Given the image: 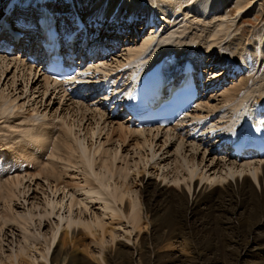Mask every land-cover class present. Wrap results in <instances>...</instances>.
Returning <instances> with one entry per match:
<instances>
[{
    "label": "bare ground",
    "instance_id": "1",
    "mask_svg": "<svg viewBox=\"0 0 264 264\" xmlns=\"http://www.w3.org/2000/svg\"><path fill=\"white\" fill-rule=\"evenodd\" d=\"M12 1L13 0H0V19L5 15L6 17L4 18L8 22H12L14 12L11 11L12 13L6 15L7 9L11 7ZM36 1L37 0H19V8H17V11L23 12L22 15L24 21H31L32 23L35 22L32 19L35 17L31 16V14L35 12V9H33L31 5H35ZM67 1H71L72 3L74 1L76 9L79 11V13L90 9L93 11L97 9V12L100 14L97 13L98 15L96 14V18H99V20L95 21V18L92 23H96L98 26L94 27L93 24H91V26H89V35L94 34V37L91 41H98L109 49L115 50L118 48L119 37L124 36V34H128V31H131L133 28L132 26L128 28V25H134V23L137 25L139 23H145V25L143 24L142 29H150L151 27V31H148L149 36L147 39H145L143 44L137 45V43L136 46L126 49V63L132 64L134 66L133 69H136L137 74L141 75L151 66V63H153L151 66L153 67L156 62L162 61L165 64V73L170 75L168 71H170L171 67H174V70L180 69L175 63L179 62L180 57L183 55L184 60H192L195 66L199 69V72L202 75V77H200L203 83V95L210 87H215L214 85L216 82L224 79V76L219 78L220 80L218 81L211 79L210 77L206 76L207 70H210L211 68H213V70L216 72L224 70L225 74L227 73L228 69H231L230 72L228 71L231 74L235 71L239 72L242 70L240 65L238 66L235 64V66L232 63L234 62L233 59H227V55L222 56V47L220 45L221 40L223 41L231 35L233 36V33L236 32L240 23L244 21L245 14L256 13L257 15H260L258 14L259 12L257 10L258 6L261 7V13H264V8H262L263 5L258 4L257 0H236V5L233 10H231L229 6L230 0H171L170 3H167L165 0H154L155 3L149 0V3L147 2V4L137 1L133 5L128 3L131 0H117L118 2L116 1L112 8L105 6V0H98L95 3L96 6H92L93 0H61V2L64 4L63 11L68 12L72 8ZM23 2H25L26 5L30 4V6H26L25 9L20 8L24 6ZM90 4H92L91 7ZM48 6L50 8H54L55 11H59V5L48 4ZM145 11H148L149 13L146 14ZM193 11H195L194 14ZM29 12H31V14ZM115 12L118 14H115ZM123 12H126L125 14L128 13V15L125 16ZM214 12L218 13V16L216 17L217 23L208 33H206L205 30H202L203 34H207V37L204 38V43L201 41L203 44L199 42L200 36H192L188 41H180L182 40L180 38H184L182 34H186L187 30L190 29L189 27H186L190 18L199 19L203 18L204 14L206 13L209 15L210 13ZM111 13L116 15L115 21L112 22L108 21L111 17H114V14L109 16ZM62 15L63 13L60 16ZM70 16L72 15L70 14ZM87 17L89 21L93 19V17L90 15L86 16V18ZM255 17V20L259 22L258 16ZM64 20L66 24H68L69 21L70 23L72 21L67 18H64ZM127 20H129V22ZM162 20L163 22H161ZM213 20L206 17L204 22L206 25H210L213 23ZM81 23L82 20L80 18L73 19V22L70 24L73 27L72 31L70 32L72 35L74 31L79 29L78 26ZM125 25H127V28L125 29L126 32H124L122 29V27L124 28ZM206 27L207 26L204 28L207 29ZM132 32L129 34H132ZM24 33L29 36L30 41L27 42L26 39L21 41H11V39L2 33H0V40L6 39V42L14 44L19 50L17 51L19 53H23V56H28L30 51H32L34 54H39V58H41L42 55L40 52H36L39 49L37 42H35V36L37 34H34L32 31H24ZM256 34H258L256 35L258 37L257 42L260 44L257 46V52L262 58V61H260L262 64L264 62V35L261 36L259 34H264V29L256 31ZM72 35L70 36L68 32L67 34H63L62 37H64V39H67L69 36L76 37V35ZM83 36L84 34H80L81 39ZM87 40H89V38H87ZM175 41H177L179 44H177ZM178 45L182 46V50L179 49V51L176 52ZM165 48H169V50L173 52L172 57H174V63L171 64V67L168 69L166 66L167 64H170V62L167 60V58L170 56H163L164 54L161 55L162 57L159 56L160 50ZM151 49L152 52L147 56V52ZM175 52L179 53L176 54ZM232 54L236 55L237 52ZM145 56H147L146 58L149 59H145ZM104 58L107 57H102V59ZM10 59L11 60H9V62H7V59H3V61L1 60L3 65L5 64L6 69L9 65H11V62L14 63L15 66L18 64V67H20V62H14V60L18 58L14 59L11 57ZM249 59V54L241 56V61L243 62L244 68L246 69H248L247 66L249 65ZM122 67H124V61H121L116 65V68L118 69ZM2 68L3 67L1 66V69ZM110 68H112L111 65ZM2 70H4V68ZM32 70L33 69H31V73ZM2 74L4 75L5 72L3 71ZM231 74L227 73V75ZM213 77L218 78L219 74H214ZM45 79L48 81V84L50 82L52 86H54L55 91L59 90V87L62 88L61 84H57V82L53 83L49 77H45ZM249 83V79L246 78L243 79L239 84H235V86L228 89L227 91L225 90L226 93L223 92L218 97V99L221 97V101L215 105H212L208 100H200L197 109H195L194 113H192L194 115L192 118L198 119L199 122H203L205 118L204 129L206 128V125L210 119L212 124L210 128L205 130L206 132L213 129L216 125H223L225 122L233 123V128L239 130L241 129L244 122L249 119L262 125L261 127H264V113L262 111L264 110V87L259 89L260 86L256 88L255 85H249ZM62 91L64 96H68L64 90ZM75 103L80 106L79 109H82V102L76 100ZM11 104L12 102L9 103L4 96L0 95L1 118H6L5 116L10 115V111L14 110L15 107H13ZM85 108L88 109L86 106ZM112 112L113 111L107 113V111L104 110V116L107 114L109 118L106 119L105 117V119L114 121L112 122V125L114 124V126H117V128H113L120 132L122 141H119L122 145H125V142L129 137H137L138 141H136L135 147L145 149L146 146H149L151 150H153L154 141L152 139L149 140L148 137L145 138L146 132H148L147 134L150 135L156 134V136H158L160 132V134H165L168 140H171V138L177 139L176 143L178 144L173 154V160L172 155L166 151L163 155L161 154L162 159L159 160L161 162L157 161L153 164L154 170L156 168L157 172L162 170L160 177H162L163 180L159 183L158 181L156 182L148 180L140 191L141 196L139 195L140 197L134 198L132 196L131 188H129L127 185L128 183H126L131 168L126 167L117 170L118 168L116 167L115 169L118 154L117 152L112 155L104 152L105 156L101 157V144L94 149L92 147V149H89L86 145L81 143L76 136L74 138L75 144H71L67 140L63 141L61 139L64 146L66 147L65 149H68L70 154L76 155V153H78L80 155L79 163H74L72 161V159L75 158L73 156V158L68 157L66 163L74 167L79 164L82 165L85 172L88 175L93 176L97 185L99 186L93 187L94 195L97 197H105V199H97L103 201L106 200L107 208L111 209L113 216L119 217V219H125L128 224L132 226L130 233L139 231L133 254L137 252L138 257L140 256L142 259V252L139 248L138 240L141 235L140 231L143 230V228H141L142 221L144 219L148 222V215H150L153 218L152 223L154 225L157 223V228L159 230L168 228V233L165 238L170 239L171 236L172 238H182L180 236L185 237V234L186 237L197 240V244H199V246L197 245V248L195 247L196 249L194 252H192V256L187 260L185 259L188 257L187 255L184 259L175 256L170 257L169 260L166 259L159 263L156 260L153 262V260L147 259L146 255L144 258L147 261L149 260L148 262H153V264H251L249 262V258L253 256L255 253L254 251L258 249L264 250V158L258 155H253L251 151L248 150L245 153L246 155H251V157L237 160L231 154L233 151L230 152L223 145H221L220 151L218 150L215 152L214 148H217L215 143H212L211 147H208L205 143V140H196L191 136V130L197 129V127H187V124L189 123L188 119H182L178 121L181 123L178 124L177 127L165 129L167 130L165 133L161 132L159 129H150V131H136L129 129L131 124L136 126V123H133L130 120L124 121L114 118L111 115ZM46 125H38L37 127L35 126L32 132H27L28 134L26 137L28 140L24 138L22 141H18L15 144H10V146H7L8 148L0 149L1 173L5 170L11 171L12 169H15L17 170V173L25 174L27 176L38 175L39 177L47 176L57 178V164L55 163L51 164L50 167L45 165L46 167L41 170H37L35 173L33 172L34 169L32 170L33 167L30 168V165L35 166L39 164L38 160L40 157H37V155H45L46 150L50 149V145L48 146L47 142L52 131L45 129ZM182 127L187 128V130L189 128L190 129L185 132ZM70 128L69 132L66 129V135L72 131ZM175 134L178 136H175ZM96 135L97 133L93 132L90 136H93L94 139ZM221 135L223 134L221 133ZM140 138H144V140L139 141ZM166 143L167 140H165V144ZM59 144L60 143L58 142L54 146V151H56V153ZM46 146L48 147L46 148ZM186 148H189L190 152L192 151L195 154H203L201 163L196 161L198 156H188L186 154ZM54 154L55 152L50 156L60 161L64 160L63 157H59L58 155L57 157ZM168 154H170V157L167 156ZM139 155L140 161L135 163L137 176H140L143 173V171L139 170L140 168H138V166L142 164L144 171L147 172V165L149 164L150 159H154V157H156L158 154L157 152L153 151L151 158L149 155L146 156L140 153ZM211 156L212 158L208 159ZM98 159H100V165L98 166L100 169L99 172L94 169L97 165ZM206 161L210 162V164L208 166L204 165L201 168V166ZM26 167L27 169L23 170ZM206 169H208V171ZM148 173H150V171ZM21 176L17 175L15 177H11L5 185L0 183V200L4 201L5 203H11L12 199L18 198L16 191L20 189L19 187L22 186V181L26 178V176ZM144 179L145 176H143V182L141 181V183H144ZM135 180L137 181V179ZM166 181L168 182L166 183ZM170 183L172 184L170 185ZM107 198H109V200ZM142 199L145 201L147 211L146 218H144L145 212L142 213L143 210L141 209ZM79 204L84 203L79 202ZM110 204H114L116 207H111ZM53 211L54 209H52L51 213L46 212L45 215L39 214L38 216L30 214L19 215V220L23 221L25 226V234L23 236L25 245H20V248L17 251H14L15 253H12L5 260H0V264H42L37 262L39 258H41L47 264H79V259L76 255L79 253V247H82L81 244H83V239L85 237H90L89 235L96 237V233L93 231L94 228L99 227L101 230H103L104 225L100 220H97L96 222H86L80 218H73L71 213L69 217L59 216L61 225H56V230H53L52 237L49 241H46V245L44 247L46 253H44V251H39V257L35 255L31 256L32 248L36 250L37 248L36 246H32V244L29 243L38 242L42 236L40 233L30 232L29 228L31 224L34 223L35 217H38L40 220H42L45 217L53 215ZM235 215L236 218H234ZM11 222H18L17 218L14 216L13 219H3V227L10 224ZM79 226L83 227L85 230L79 229ZM85 231H88V233ZM213 231L216 234V241L213 239L210 240L209 245L207 239L210 233ZM99 237L101 238V236ZM101 239H103V237ZM113 239L114 237L112 236V240ZM219 241L223 256L217 255L216 253V251L219 252L220 250L217 245V242ZM121 245L125 247L128 246L126 244ZM143 247L148 254H150V251L154 249L152 248L151 243H144ZM133 248L131 247V249ZM51 249H54V251L51 258H49ZM114 254L115 255L112 257L117 260H125L127 257V252H125L120 247H118L116 253ZM108 257L112 258L110 254L107 255V258ZM253 264L260 263L258 261Z\"/></svg>",
    "mask_w": 264,
    "mask_h": 264
},
{
    "label": "rangeland",
    "instance_id": "2",
    "mask_svg": "<svg viewBox=\"0 0 264 264\" xmlns=\"http://www.w3.org/2000/svg\"><path fill=\"white\" fill-rule=\"evenodd\" d=\"M97 1L98 0H93V5L90 4V7L91 5L96 6L95 3ZM116 1L117 0L115 1L105 0L106 5L105 4L103 5L112 8V6ZM137 1H140V3L143 4L145 3L147 4L149 0H144V1L131 0L128 3L133 5ZM165 1L167 3H170L171 0H165ZM151 2L155 3L154 0H151ZM257 2L258 4H262L263 5L262 8H264V0H257ZM229 4H230L229 5L230 9L233 10L236 5V0H230ZM176 9L179 10L178 8ZM257 10L259 12L258 14L260 15H257L256 13L245 14L244 21L240 23L238 29L236 30L237 33L234 32L233 36L231 35L230 37L226 38L223 41L221 40L220 42V45L222 47L221 48L222 56L227 55L226 56L227 59H233L234 62L232 63L234 65L235 64L240 65V68L242 70H240L239 72L233 71L234 73L231 74L229 73L231 69H228L227 73L231 75H227V73L225 74L224 70L216 72L215 70H213V68L211 69L209 68L210 70L206 71L208 74L205 72L206 76L216 81L220 80L219 78L224 76L225 80L222 79L219 82H216V84L214 85L215 87L212 86L211 90H207L205 92L204 98L202 99L203 101L208 100L212 105L219 103V101H221V97L219 99L218 97L223 92L226 93L228 89L235 86V84H239L243 79L246 78L249 79L250 82L249 85H255L256 88L260 86L259 89L264 87V84H262L264 83V62L262 64L260 62L262 61V58L258 55L257 52V46L259 42H257L258 37L256 36L258 35L256 34V31L264 29V15H263L264 13L263 12L261 13L260 6L257 7ZM17 12H18L17 9L14 10V15L17 14ZM145 12L146 14L149 13L148 11ZM97 13L100 14L99 12H97V9L95 11L91 9L85 11L86 16L90 15L91 17H93V20H95V18L97 17L98 15ZM125 13L126 12H123V14ZM194 13L195 11H193V14ZM113 14L114 13H111V15L109 16H112ZM115 14L118 13L115 12ZM115 14L113 15L114 17L116 16ZM126 15H128V13L125 14V16ZM204 16L203 18H199L201 20L197 18L189 19L186 27H189L190 29L187 30L186 34H182L184 38H180L182 39L180 41L184 42L191 39L192 36L193 37L200 36L199 42L204 43L205 41L204 38L207 37L206 33L210 32L217 23L216 17L218 16V13L214 12V13H210L209 15L208 13H206L204 14ZM255 16H258L259 22L255 20L256 18ZM206 17H208V19L211 20L214 19L213 23H211L210 25L208 24L206 25L204 22ZM97 20H99V18H96L95 21ZM193 20H195L196 22ZM127 21L129 22V20ZM161 22H163V20ZM143 24L145 25V23H139L138 25L134 23V25H128V28H130V26H132L133 28L131 29V31L130 30L128 31V34H124V36L119 37L118 39L119 46L117 49H115L116 52H114L111 56H109L110 58L107 57L106 60L104 59L100 61L102 62V64L106 65V66L104 65L106 68L110 67V65L113 69L116 68V65L119 62L126 61V55H125L127 52L126 49L136 46L137 43H138L137 45L143 44L145 39H147V37L149 36L148 31H151V27L150 29H145V28L142 29ZM205 26H207L206 27L207 29L204 28ZM126 28L127 25H125L124 28L122 27L124 32H126L125 30ZM202 30L203 31L205 30L206 33L203 34ZM130 32H132V34H129ZM259 35L263 36L264 34H259ZM175 42L177 43V41ZM179 49L182 50L181 45H178L176 52L179 51ZM151 52L152 49L147 52V56ZM236 52H237L236 55L232 54ZM172 53L173 52H171L169 48H165L163 50H160L159 56L164 54L163 56L169 55L172 57ZM245 54L250 55V59L252 62V63L250 62V59L248 60L249 63V65L247 66L248 69L244 68V64L241 61V56L243 55L245 56ZM147 56H145V59L148 60L149 58H146ZM11 57L14 59L18 58L14 60V62L15 61L20 62L21 63L20 67H18V64L15 66V64L10 61L11 65H9L8 68L6 69L5 64L3 65V62H1V60L3 61V59H7V62H9V60H11L10 59ZM152 64L153 63H151V66ZM1 66L4 68V70H2L3 68L1 69ZM170 67H171V63L167 64L166 68L168 69ZM31 69H33L32 73H31ZM134 69H132V71H134ZM3 71L5 72L4 75L2 74ZM212 73L213 75L219 74V77L214 78ZM45 77H48V75L45 73L44 69L42 68V65L36 62L31 63L27 59V57L21 56V54L18 51H15L13 54L0 53V95L4 96L9 103L12 102L11 105L15 107L14 110L10 111L11 112L10 115L5 116L6 118L0 117V147H2L0 149L8 148L7 146H10V144L12 143L15 144L18 141H22V139L24 138L28 140L26 135L32 132L35 126L37 127L38 125L47 124L45 129L52 131L51 132L52 135L50 134V138L48 139L47 142V145L48 146L50 145V149L46 150L45 155L44 154L42 155L40 154L41 156L37 155V157H40V159L38 160L39 164L35 166L30 165V168L33 167L32 170L34 169L33 172L35 173L37 172V170H41L46 166L50 167L51 164L54 163L57 164L56 165L57 178H52L47 176L39 177L38 175L36 176L33 175L34 176L33 178L32 175L27 176L25 174L17 173V170L15 169L11 171L7 170L8 173L6 170L3 171L2 173L0 172V183L4 185L13 176L14 177L17 175L20 176L22 175L21 177L26 176L25 180L22 181V186L19 187L20 189L18 191H16L18 198L12 199L11 203H5L4 201L0 200V260H5L12 253H15L14 251H17L20 248V245H25V242L23 240V236L25 234L24 233L25 226L23 224V221L19 220V215H29V214L34 216H38L39 214L45 215L46 212L51 213L52 209H54L53 215L49 217H45L42 220H40L38 217H35L34 223L31 224L29 228L30 232L40 233L42 236L40 237L38 242L29 243L32 244V246H36L38 250L37 251L36 249L32 248L31 256L35 255L39 257L40 255L39 251H44V253H46V250H44L46 241H49L50 238L52 237V232L53 230H56V225H61L59 216L69 217L71 213L73 218L76 219L80 218L86 222H96L97 220L98 221L100 220L104 225L103 230H101L99 227L94 228L93 231L96 233L95 234L96 237L95 236L92 237V235H89L90 237H85L83 239L82 242L85 246L81 244L82 247L80 246L78 249L80 254L76 253L77 254L76 256H78L79 259L78 262L79 264H97V263L98 264H153L154 260L161 263L163 260L166 259L169 260L170 257H175V256L184 259L186 255L188 257H186L185 259L186 260L189 259L193 254L192 252H194V250L197 248V245L199 246V244H197L198 241L193 238L186 237L185 234L184 236L186 238L180 236L183 238V240L182 238L179 237L172 238V236L170 239L165 238V236L168 233V228L159 230L157 228V223L156 225H154L152 223L153 218L148 214L147 215L149 221L147 222L143 219L141 226L143 230L140 231L141 235L138 240V245L142 252V259L140 258V256L138 257L137 252L133 254L134 249L136 247L135 242L137 235H139V231L130 233V231L132 230V226L128 224V222L125 219H119V217L113 216L111 209L107 208L106 200L103 201L97 199V198L105 199V197H97L96 195H94L93 187L94 186L99 187L96 183L95 178L93 176L88 175L83 169L82 165L79 164L76 167H74L66 163L68 157L71 158L75 157L72 159V161L74 163L75 162L79 163L80 155L78 153H76V155L70 154V151L68 149H65L66 147L63 144L64 140L65 141L67 140L71 144H75L74 138L76 136L77 139L81 143L86 145L87 148L89 149L92 148L94 149L95 147H98L101 144L102 145V148L100 149L101 150L100 154L102 153L101 157L105 156L104 152H107L110 155L117 152L118 154H117L115 169L116 167L118 168L117 170L126 167L131 168L126 183H128L127 184L128 187L131 188L132 190V196L136 198L141 196L140 191L142 190L144 184L148 180L156 181V182L158 181V183L163 180L162 177H160L162 170L157 172L156 171L157 168L154 170L153 164L157 161L161 162L159 160L162 159V155L166 151H168L173 157V154L178 145L176 143L177 139L171 138V140H168L165 134L164 135L160 134V132L158 136H156V134L150 135L147 134L148 132H146L145 138L148 137L149 140L152 139L154 141L153 150H151L149 146H146L145 149L135 147V143L136 141H138L137 137H129L128 140L125 142V145H122L119 141V140L122 141V136L120 132L113 128V127L117 128V126H114V124L112 125V122L114 121L106 120L109 117L107 116V114H105L104 116V110L102 111L101 105L99 106L95 105L96 102H98L97 100H87L86 102H82L83 103L82 109H79L80 106L75 103L76 100L74 101L73 99H70L69 96H64V93L62 91L63 89L60 87L58 88L59 90L55 91L54 86H52L50 82L48 84V81L45 79ZM85 106L89 110L86 109ZM115 118L124 121L126 120L120 117H115ZM69 128L72 131L68 133V135H66L65 134L66 129L69 132L70 131ZM129 129L136 131L137 130L150 131V129L152 130L159 129L161 132L164 133L167 131L159 127H151V128L145 127L143 129H137L134 124H131L129 126ZM93 132L97 133L94 139L93 136H90L91 133ZM153 133H158V132H153ZM175 136L178 135L175 134ZM61 139L63 141H61ZM142 140H144V138L142 139L140 138L139 141ZM165 140H167L166 144H165ZM58 142L60 144L56 153V151H54V146ZM48 146H46V148ZM185 150L187 151L186 154L188 156L190 155L198 156L196 161L198 163H201L203 154H195L192 151L190 152L189 148H186ZM53 151L55 152L54 155L63 157L64 160L60 161L52 158L50 155L54 153ZM153 151L157 152L158 155H156L154 159H150V162L147 165V172L144 171L143 165L140 164L138 168H140L139 170L143 171V173L140 176H137L136 175L137 169L135 168V163L140 161L139 153L144 154L146 156L149 155L151 158ZM170 154H168L167 156L170 157ZM211 158L212 156L209 157L208 159ZM173 159L174 157L172 158V160ZM209 164L210 162L206 161L201 166V168L204 165L208 166ZM99 165H100V159L97 160V165L94 168L98 172L100 170L98 167ZM26 169L27 167L24 168L23 170ZM206 170L208 171V169ZM149 171L150 173L151 172L152 173L151 174L148 173ZM143 176H145L144 183H141V181L143 180ZM135 179H137V181ZM167 182L168 181H166V183ZM171 184L172 183H170V185ZM107 199L109 200V198ZM79 202H82L84 204H79ZM141 204H142L141 209L143 210L142 213L145 212L144 218H146L147 211H146L145 201L143 199ZM110 206L116 207V205L114 204H110ZM14 216L17 218L18 222L16 223L11 222L10 224L3 227V219L6 220H8L9 218L13 219ZM234 218H236V215L234 216ZM78 228L82 230L84 229L81 226H79ZM214 231L210 233L207 239L208 244L210 240L216 239V234L214 233ZM85 232L88 233V231ZM98 235L101 236V238L103 237V239H101ZM112 236L114 237L113 240H112ZM144 243H151L152 248H154L153 250L150 251L151 252L150 254L146 253L143 247ZM121 244H126L128 246L125 247ZM219 244L220 241L217 242L218 248L220 250L219 252L216 251V253L217 255L223 256V253L221 252V246ZM118 247H120L125 252H127L126 255L127 257L125 260L124 259L117 260L114 257H112L113 255H115L114 253H116ZM131 247L134 248L131 249ZM53 251L54 249H51L49 258H51ZM157 252L159 253V255ZM254 252L255 253L253 254V256L249 258V262L253 264L259 261L260 264H264V250L258 249ZM109 254L112 258L110 257L107 258V255ZM146 255H147V259L153 260L152 263L148 262L149 260L148 261L145 260L144 256ZM37 262H40L42 264H47L41 258H39Z\"/></svg>",
    "mask_w": 264,
    "mask_h": 264
}]
</instances>
